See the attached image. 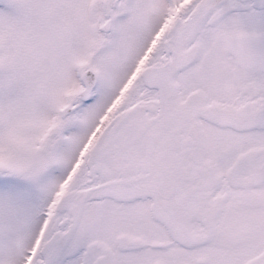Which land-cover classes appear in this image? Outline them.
Here are the masks:
<instances>
[{"label":"snow or ice","instance_id":"obj_1","mask_svg":"<svg viewBox=\"0 0 264 264\" xmlns=\"http://www.w3.org/2000/svg\"><path fill=\"white\" fill-rule=\"evenodd\" d=\"M0 264H264V0H0Z\"/></svg>","mask_w":264,"mask_h":264}]
</instances>
